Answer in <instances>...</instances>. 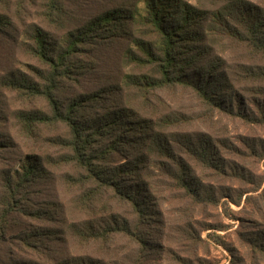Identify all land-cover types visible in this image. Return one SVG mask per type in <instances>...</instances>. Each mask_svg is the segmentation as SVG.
<instances>
[{
    "label": "rangeland",
    "instance_id": "rangeland-1",
    "mask_svg": "<svg viewBox=\"0 0 264 264\" xmlns=\"http://www.w3.org/2000/svg\"><path fill=\"white\" fill-rule=\"evenodd\" d=\"M188 1L212 8L205 0ZM44 3L45 0H0V13L6 14L11 24L0 35V75L12 71L35 80L36 68L46 71L27 47L33 26L45 28L56 39H62L61 30L45 18ZM64 3L71 15V28L113 7L133 11L134 18L126 20V37L98 39L79 49L77 67L64 81L61 101L66 106L74 98L96 92L100 96L85 103L88 106L82 109L83 119L94 127L103 124L107 129L105 124L115 112L117 118L130 123L121 126L126 130L109 128L108 133L95 140L94 146L101 149L121 136L113 163L129 158L138 160L144 155L148 158L151 171L147 168L142 174L147 183L144 197L150 203L148 215L119 202L107 190H93L89 198H80L77 184L67 179L76 171L59 162L64 150L49 137L66 134L65 128L46 127L26 137L14 112L20 108L47 111V105L41 98L22 99L2 89L0 264H264V256L254 253L245 241L249 236L264 237V122H259L263 120L264 95L256 92L259 82L249 83L250 64L253 68L255 64L264 66V60L251 56L247 47L236 44L209 20L203 27L207 44L222 59L219 63L232 88L211 90L212 94L215 92L216 105L204 102L191 86L142 92L136 75L156 76V66L134 64L129 50H135V39L145 40L150 47L160 42L139 22L144 1ZM227 20L231 26L235 24L232 18ZM199 65L198 69H188L187 74L203 76L204 62ZM253 116L260 119L249 120ZM156 133L167 139L176 157L168 161L170 173L167 169L163 173L158 156L148 153ZM202 150L209 162L201 161ZM178 157L183 159L182 167ZM32 160L38 161L46 173L28 188L31 209L45 211L55 207V211L41 218L18 211L4 219L1 212L5 177L15 170L21 171L23 164ZM180 169L187 170L188 179L200 188L207 203L179 185L176 172ZM259 192L262 199H249V195ZM239 196L240 202L236 203ZM112 213L126 225L123 231L108 241L81 239L84 230L77 231V226L87 220L103 224L101 219Z\"/></svg>",
    "mask_w": 264,
    "mask_h": 264
},
{
    "label": "trees",
    "instance_id": "trees-1",
    "mask_svg": "<svg viewBox=\"0 0 264 264\" xmlns=\"http://www.w3.org/2000/svg\"><path fill=\"white\" fill-rule=\"evenodd\" d=\"M64 1L45 0L44 3L46 20L61 30L59 37L62 39H56L48 30L38 26H33L28 35V40H31V43H27L28 52L39 60L46 71L36 68L37 79L35 80L26 76H17L12 71L1 74L0 96L3 95L2 89H5L6 92L16 94L22 99L41 98L45 101L47 111L20 108L14 112L15 119L26 137L33 136L46 127L65 128L66 134H54L49 137L54 140V144L61 146L64 150L59 162L70 165L76 171L75 175H67V179L77 184L81 193L80 198H89V193L93 190H107L119 202H126L137 212L145 213L146 211L145 214L148 215L147 209L150 203L144 197L147 183L142 176L147 168L151 171L147 165L148 158L144 155L138 160L129 158L121 163L120 161L113 163L114 155L117 153L118 146L121 145L120 135L112 141L113 143H105L100 147L101 149L94 146L95 140L99 139L103 133H108L109 128L124 129L121 126L130 125V123L117 118L115 112L111 114L110 122L105 124L108 126L107 129H104L103 124L94 127L91 122L83 119L82 109L88 106L85 103L96 101L100 96L96 92L74 98L66 106L61 101L62 93L65 92L64 81L77 67V52L82 50L83 46L98 39L126 37L129 34L126 20L134 18L133 11L113 7L71 28L68 25L71 15L66 12ZM135 1L136 3L144 1V13L140 15L139 22L160 40L158 46L155 47L154 43V46L150 47L145 40L135 39V50H129L130 61L134 64L140 67L156 66V76L136 75V83L142 92L169 86H191L204 102L216 105L215 92L212 94L211 90L216 87L224 90L232 88L233 85L227 80L226 71L219 63L222 59L212 52V47L207 44L203 27L209 20L213 21L221 29V33H226L236 44L247 47L251 56L264 60V0H205L211 4L212 8L204 7V5L197 6L188 0ZM136 10L139 11V8ZM228 18H232L235 22L233 26L229 24ZM7 19L6 14L0 13V35L11 28ZM203 62L205 65H201L203 76L197 78L187 74L188 69H198L199 64ZM253 66L254 68L250 64L249 67V83L259 82L256 85V92L264 95V66L256 64ZM204 76L206 79L203 81ZM217 104L222 106L220 103ZM261 116L263 120H259L260 118L256 116L249 120L264 122V114ZM117 120L120 122L116 123ZM3 143L4 141L0 140V146ZM148 153L158 156L157 161L161 163L163 173L166 172L165 169L170 173L172 168L168 161L176 157L167 139H164L160 133H156L152 138ZM205 155H207L206 152L202 150L201 161L209 162L210 158ZM178 159L179 166L182 167L183 159L179 157ZM185 170L180 169L179 173L176 172L179 185L184 187L190 195L200 199V202H206L200 188L193 185ZM44 171L46 173L38 161L32 160L23 164L21 171L15 170L5 177L1 217L6 219L19 211L18 213L21 212L24 215L41 218L55 211V207L44 209L45 211L31 209L33 206L28 198V188L43 175ZM171 175L174 176V173ZM254 190L257 192L258 188ZM257 194L249 195V199L256 201L262 199V192ZM240 198L241 196L235 202L239 203ZM101 222L103 224H94L87 220L77 226V231L84 230L81 239L108 241L115 233L123 231L126 226L115 213L102 218ZM255 237L249 236L245 241L248 240L254 253L264 256V237Z\"/></svg>",
    "mask_w": 264,
    "mask_h": 264
}]
</instances>
